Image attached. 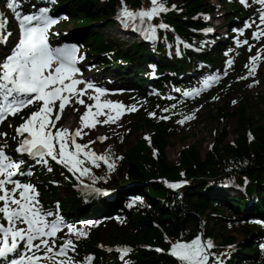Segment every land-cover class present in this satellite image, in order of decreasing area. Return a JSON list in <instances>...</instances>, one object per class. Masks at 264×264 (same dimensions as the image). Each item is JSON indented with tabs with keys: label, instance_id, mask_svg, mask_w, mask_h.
<instances>
[{
	"label": "trees",
	"instance_id": "16d2710c",
	"mask_svg": "<svg viewBox=\"0 0 264 264\" xmlns=\"http://www.w3.org/2000/svg\"><path fill=\"white\" fill-rule=\"evenodd\" d=\"M117 0H106L105 7L96 8L99 0H62L64 6L77 9L84 13L81 17L82 24L90 23H111L108 12L112 11ZM183 5L182 12L193 15L200 11H207L211 8L203 3V0H176ZM175 15V14H173ZM175 18L173 16L170 21ZM188 25L194 26L190 19L186 18ZM178 25V23H176ZM135 49L141 51V46L135 45ZM209 56L206 55V59ZM264 78V76H263ZM227 93L226 96H228ZM264 100V97H261ZM224 107L218 110L221 119L232 117L236 120V127L233 130L235 138L231 143L225 142L227 131L225 127L214 134L212 148L201 158L195 147H184L178 153L179 162L177 165H170L166 158L168 139L174 135V130L165 124H158L155 121L139 118L140 123L136 128H148L152 132L149 139H138L121 158L111 154L110 161L119 165L122 163L127 181L136 184H145L150 198H160L159 205L150 202L153 209L147 210L144 205L138 206L134 218L131 221V243L159 246L166 249L169 242L185 244L184 250L193 249L198 241L215 238V227L219 225L222 212L218 208L230 206L236 211L243 207L245 202L241 198H228L214 192L220 177L226 173L233 172L235 177L230 183L240 187L243 193L249 196L255 212L264 214V123L255 121L247 114L249 102L240 101L239 107L231 113L228 110V102L224 100ZM115 148V147H114ZM122 159V160H121ZM168 180L188 181L184 190L174 193L164 188L161 183L156 182L157 178ZM147 179H153L148 182ZM133 189L124 191L130 193ZM255 194L259 196L254 197ZM258 198V199H257ZM241 202V204H239ZM141 209V210H140ZM214 221V228L207 230L206 220ZM207 231V232H206ZM246 236L250 230L243 231ZM111 242L116 239L111 235ZM128 239L122 240L126 242ZM234 243L229 238L224 239L220 248L207 244L210 254L218 252L225 245ZM245 246L249 245L246 242ZM206 246V245H205ZM248 251L253 253L250 263L255 261L257 253L249 247ZM219 258H222L219 257ZM133 259L136 264H176V262L164 255L155 252L139 250ZM231 260V261H230ZM237 255L230 256L226 264L241 263Z\"/></svg>",
	"mask_w": 264,
	"mask_h": 264
},
{
	"label": "rangeland",
	"instance_id": "374dc122",
	"mask_svg": "<svg viewBox=\"0 0 264 264\" xmlns=\"http://www.w3.org/2000/svg\"><path fill=\"white\" fill-rule=\"evenodd\" d=\"M212 3L213 5L218 4V0H206ZM219 6L217 5V9ZM225 15L229 16L230 13H227V9H225ZM221 16V21L225 20L226 16ZM217 17V16H214ZM223 18V19H222ZM220 21V20H218ZM217 21V23H219ZM222 23V22H221ZM71 26H68V29ZM215 27V25H214ZM94 32L100 33L101 36H108V40L111 38L113 39V34L116 32L115 28L112 24H101L100 26H96ZM112 36V37H110ZM117 41H121L118 38H115ZM126 38H124L125 40ZM133 42H128L127 45H122V50H125L128 46L132 45ZM264 73V66L261 68L260 72L256 73L253 72V76L250 78L252 81H258L260 76L259 74L263 75ZM251 87V86H250ZM232 91L229 92L228 98L226 101L228 104V110H225V113H231L235 111L240 104V101L249 102L247 114L253 118L255 121H260L264 123V100H261V97H264V83L259 82L256 85L252 86L251 88H247L246 90H238L237 86H233L230 88ZM224 102L222 100L213 101L209 107L201 108L194 118L191 120L185 121L182 124H176V132L174 135L168 139V147L166 148L165 154L167 161L170 165H177L179 162L178 153L184 147H195L199 153L201 158L211 149L213 141H214V134L215 132L220 131L225 127L227 131V139L225 142L231 143L235 138L233 134V130L236 127V120L232 117L223 118L221 121L218 110L224 107ZM77 118L73 117V122L70 126H66V128L71 129L72 125H75V120ZM135 123V121H133ZM81 128V125H80ZM121 128L119 125L113 127L110 131H98L94 133H89L83 139L81 144L82 147L88 146V149L96 155L100 160L104 158V152L106 151L107 146L111 144L112 136L118 134ZM149 129H137L134 134L128 139L127 143L119 149L121 153H126L128 149L133 146L138 139L150 135ZM95 139V140H94ZM146 139H149L146 138ZM104 140V142H102ZM102 142V143H101ZM115 177L116 172L113 174ZM117 175H122L121 173H117ZM69 194L67 190L61 191V197H66ZM229 196V195H228ZM223 218H220V224L215 227V244H221L224 239L229 238L234 241L233 245H237V249L239 246L243 245L242 243L246 239L245 235L240 231L241 223H236L235 221H228V220H237L241 218L240 216H234L229 209H222ZM207 230L210 231L214 228V221L211 219L206 220ZM108 235H114L113 237L116 239L117 242H121L124 239L126 240L125 244H130L132 239L130 238V228L129 226H124L122 228H115L113 226H105L103 227L98 233V241L95 244L96 249L98 246L105 247L106 245L110 244L111 238L106 241H100L101 238H106ZM118 244V243H117ZM246 247V246H245ZM244 247V249H245ZM241 252L238 250L237 254ZM246 253V252H245Z\"/></svg>",
	"mask_w": 264,
	"mask_h": 264
},
{
	"label": "bare ground",
	"instance_id": "6f19581e",
	"mask_svg": "<svg viewBox=\"0 0 264 264\" xmlns=\"http://www.w3.org/2000/svg\"><path fill=\"white\" fill-rule=\"evenodd\" d=\"M91 112L95 113V114H93V117L91 119V125H92L91 131H97V130H99V124H98V120H97L98 118L97 117L99 116L102 118L105 115L101 111L95 110V109H92ZM87 115H89V113Z\"/></svg>",
	"mask_w": 264,
	"mask_h": 264
}]
</instances>
